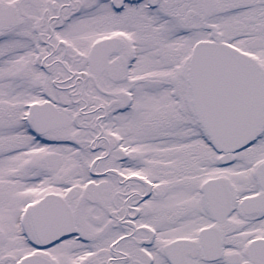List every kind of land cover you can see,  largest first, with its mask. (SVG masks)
<instances>
[{"label":"snow or ice","instance_id":"obj_1","mask_svg":"<svg viewBox=\"0 0 264 264\" xmlns=\"http://www.w3.org/2000/svg\"><path fill=\"white\" fill-rule=\"evenodd\" d=\"M0 264H264V0H0Z\"/></svg>","mask_w":264,"mask_h":264}]
</instances>
